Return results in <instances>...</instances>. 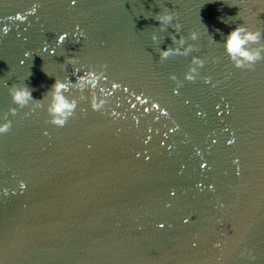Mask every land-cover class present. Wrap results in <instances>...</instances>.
<instances>
[{"label":"water","instance_id":"water-1","mask_svg":"<svg viewBox=\"0 0 264 264\" xmlns=\"http://www.w3.org/2000/svg\"><path fill=\"white\" fill-rule=\"evenodd\" d=\"M243 22L264 43V0H0V264H264V59L223 49ZM89 68L103 108L70 85L49 123L55 79Z\"/></svg>","mask_w":264,"mask_h":264},{"label":"clouds","instance_id":"clouds-1","mask_svg":"<svg viewBox=\"0 0 264 264\" xmlns=\"http://www.w3.org/2000/svg\"><path fill=\"white\" fill-rule=\"evenodd\" d=\"M175 17V12L165 9L164 11L156 14V19L159 21V26L163 28L165 25H172L176 33L180 31L179 23L173 24ZM237 18L244 20L241 16V12L237 13ZM7 26H4V31L7 32ZM198 32H190L189 38L192 40L197 39ZM179 44H184V38L179 36ZM171 38L174 42L177 40L176 35H172ZM262 33L258 28H253L248 26L246 23L237 24L232 28L227 34H224L223 39V49L228 58L233 62L234 66L237 68H253L254 64L261 59H264V43H261ZM155 39V35H153ZM191 45L183 48H171L165 47L160 49L159 55L161 59L167 58L170 55L180 54L186 55L191 49ZM68 63L75 64L76 59L74 57L68 58ZM192 64L196 67H190L189 73H195L197 67L203 65V60L199 57L192 58ZM103 67V66H102ZM79 72L80 69L77 68L74 70ZM189 79H192V75H188ZM102 79H106L104 72L102 70L87 69L83 72L82 75H76V79L68 80L67 82L61 79H55L54 83L51 85L50 89L46 94L50 95L51 102L47 108V114L49 116V123L56 126H63L69 117L74 115V112L77 108V103L74 99H69L65 93L69 90L70 85H74L79 89L88 88L90 90V95L88 97V103L93 110H100L103 108L107 102L106 97L111 95L110 92L105 95L97 97L95 91L98 86V82ZM116 85L113 84V88ZM101 93H105L103 88H100ZM11 97L15 104L23 106L27 105L29 101L34 100L32 97V89L27 85L22 86H13L11 91ZM43 99V98H42ZM40 102H35V107L31 111H35V108H39ZM15 114V109L11 110ZM11 120L4 119L0 120V134L8 132L11 127ZM23 182H21V188H23ZM3 194H7V189H0ZM218 246V245H217Z\"/></svg>","mask_w":264,"mask_h":264},{"label":"snow or ice","instance_id":"snow-or-ice-1","mask_svg":"<svg viewBox=\"0 0 264 264\" xmlns=\"http://www.w3.org/2000/svg\"><path fill=\"white\" fill-rule=\"evenodd\" d=\"M71 2H72L73 5H75L76 2H77V0H71ZM59 39H60L61 41H63V40L65 39V37H64V36H60ZM229 142L231 143V141H229ZM161 227H163V225H161Z\"/></svg>","mask_w":264,"mask_h":264}]
</instances>
